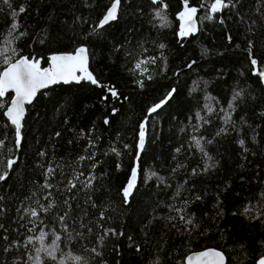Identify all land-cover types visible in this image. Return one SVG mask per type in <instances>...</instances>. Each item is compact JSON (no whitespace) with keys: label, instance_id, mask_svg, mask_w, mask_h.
I'll list each match as a JSON object with an SVG mask.
<instances>
[{"label":"trees","instance_id":"1","mask_svg":"<svg viewBox=\"0 0 264 264\" xmlns=\"http://www.w3.org/2000/svg\"><path fill=\"white\" fill-rule=\"evenodd\" d=\"M112 1L0 0V72L21 56L45 66L82 46L100 85L38 92L19 146L4 116L12 94L0 97V264H183L206 247L225 264H253L264 255V0H232L214 15V0H121L117 18L96 29ZM184 7L197 9V29L181 36Z\"/></svg>","mask_w":264,"mask_h":264},{"label":"snow or ice","instance_id":"2","mask_svg":"<svg viewBox=\"0 0 264 264\" xmlns=\"http://www.w3.org/2000/svg\"><path fill=\"white\" fill-rule=\"evenodd\" d=\"M121 0H113L111 3V6L108 8L106 14L102 17L99 24L96 25V29L104 27L105 24H108L110 21H113L117 18V11L119 8ZM153 3H157L158 0H152ZM4 4H9V0H3ZM10 6V4H9ZM229 6H235L232 4V0H214V2L211 4L209 11L214 15L217 12L222 11L224 8H228ZM166 7V5H165ZM19 13H24L25 8L20 7ZM196 8H186L185 12L180 13V19H185L187 17L189 20H191V17L196 13ZM15 14V13H14ZM213 15H209L207 18L212 19ZM157 16H160V12H157ZM223 22V21H221ZM18 25L16 23H13L11 28L13 31L17 29ZM94 29V31L96 30ZM11 34V33H10ZM25 33L21 32L19 33V36H23ZM181 36L185 35V31L182 28L181 29ZM18 38V37H17ZM229 39H231L229 37ZM251 42L249 43V47L251 48ZM161 48L164 47V45H160ZM251 58V53H250ZM51 61V68L48 69H41L39 67L38 61L30 60L26 57H21L19 60H17L15 63H11L9 67L0 74V97H4L5 94L12 90L15 92V97L11 101V106L7 108L6 116L8 120L11 122L12 125L15 126V136H16V145L19 146L20 139H21V119L23 117L24 108L23 105L25 103H31L32 99L35 97L36 92L40 88H46L49 84H55L59 81H63L64 83H68L69 80H75V82L80 83L82 80H86L90 82L93 85L100 86L98 81L92 76L91 73H88L87 71V49L85 47H80L76 50L74 55H52L50 57ZM7 62V61H6ZM154 63V60L152 61ZM148 63V61H140L136 64V68L140 69L141 64ZM252 65H256L257 61L255 59H251ZM79 71L82 73V75L77 76L76 72ZM146 71V69H145ZM261 76V79L264 80V72L259 73ZM141 86H142V82ZM111 92V95L113 97H117V92L115 90L109 89ZM174 91V90H173ZM169 97L172 95V93L168 94ZM236 96L239 97L240 93L237 92ZM164 103L162 101L160 104H156L154 107H152L149 110V113H154L161 107V105ZM231 107V105H229ZM116 109H113V114H115ZM105 124H108L109 121L106 118L104 121ZM224 129H221V132H223ZM220 133H217L219 135ZM59 135V134H57ZM144 138H145V125L144 123L140 124V131H139V148L142 150L144 147ZM212 141H208V143H211ZM2 143V142H0ZM240 144L243 146L244 141H240ZM197 147H200V141H196ZM203 151V148L200 149ZM179 151V149H177ZM205 155H207L205 153ZM81 160L85 159V157H80ZM137 159H139V155L137 156ZM13 161H8L9 168L11 167ZM207 165L205 166V170H207ZM52 172V169H48V173L50 174ZM83 175V173H81ZM155 175V173H153ZM6 178L5 175H0V181L4 180ZM137 178V168L133 167L131 172V177L127 183V186L123 189V196L125 200L130 195L131 189L134 187V183ZM79 179V177H77ZM69 185L74 188L76 187L75 184L72 183V181H69ZM45 188H50L51 185L45 184ZM85 187H91V182L85 184ZM53 203H49L47 207L43 208L42 210L44 212H48L49 209L53 208ZM245 212L248 211L247 208L244 210ZM26 215H30L31 217L37 216V211L35 209L26 210ZM23 218V217H22ZM103 214H101V219H103ZM181 219H184V217H181ZM64 216L59 217V221L63 224L64 223ZM187 223H191V221H187ZM33 229H29V231H32ZM91 231V230H89ZM109 231H105L104 235H108ZM112 234H115L114 231H112ZM45 234L41 232V235L37 238L40 240L41 244H43ZM56 240L60 239V236L57 235ZM103 241V237H101V242ZM27 243L31 244L33 243V239L29 237L27 239ZM53 244H55V240L53 241ZM39 251V250H38ZM92 252L95 253V255L100 256L101 253L96 249L93 248ZM48 255L54 260L56 259L53 252L49 251ZM204 256L213 255L215 257H218L221 264H223V256L219 252H213V253H204ZM76 261H80L81 257L77 256L74 258ZM37 264H39V257H37ZM258 264H264V258H261L258 261Z\"/></svg>","mask_w":264,"mask_h":264},{"label":"water","instance_id":"3","mask_svg":"<svg viewBox=\"0 0 264 264\" xmlns=\"http://www.w3.org/2000/svg\"><path fill=\"white\" fill-rule=\"evenodd\" d=\"M112 2H113V1H112ZM112 2H111V3H112ZM110 6H111V4L108 6V8H109ZM108 8H107L106 11L104 12V14L101 16V18L98 20L97 24H99V22H100V20L102 19V17L106 14ZM117 14H118V11H117ZM113 21H114V20H113ZM113 21H110V22H113ZM110 22H109V23H110ZM109 23H108V24H109ZM97 24H96V25H97ZM105 25H106V24H105ZM179 26H180L181 29L183 28L184 31H185L186 33H195V32H196V29H197V24H196V13L191 17V20H189L188 18H185V19H183V20H180V21H179ZM80 47H82V46L77 47L73 52H57V53H53L52 55H74L75 52H76V50H77L78 48H80ZM52 55H50V57H51ZM21 57H24V56H21ZM21 57H18V58H16L15 60H13V61L9 62L8 64H6V65L3 67V69L1 70L0 74H2V72H3L4 70H6V69L9 67V65H10L11 63H15V62H16L17 60H19ZM50 57H49V59H48L47 65H45V66H41L40 63H39V67H40L42 70H43V69L51 68L52 65H51ZM87 57H88V55H87ZM30 60H31V59H30ZM33 61H34V60H33ZM35 61H37V60H35ZM38 62H39V61H38ZM87 66H88V61H87ZM87 68H88V67H87ZM87 71H88V69H87ZM255 72H256V71H254V73H255ZM88 73H89V72H88ZM76 75L79 76V75H82V73H80L79 71H77V72H76ZM260 82H261L262 86L264 87V80H262V79L260 78ZM60 83H62V84H67V83H64L62 80L59 81V82H57V83H55V84H60ZM68 83H76V82H75V80H71V79H70ZM55 84H49L46 88H40V89L36 92V94H37L38 92L42 91V90H45V89H47V88H49V87L55 85ZM8 92H11L12 95H11V98H10V100H9V102H8V105L6 106V108H5V110H4V116H5L6 118H7V116H6L7 108L11 106V101H12V99L15 97V92H14V91L9 90ZM110 93H111V92H110ZM35 96H36V95H35ZM166 97H169V95H167ZM34 98H35V97H34ZM34 98H33V99H34ZM33 99H32V101H33ZM28 104H30V103H25V104L23 105L24 112H23V117H22V119H21V126H22V120H23V118H24V114H25V107H26ZM7 120H8V118H7ZM8 121H9V120H8ZM9 123L11 124L10 121H9ZM142 123H144V122H142ZM13 127H14V129H15V126H14V125H13ZM139 131H140V129H139ZM139 131H138L137 142H136V157H135V161L137 160V156H138L139 153L141 152V149L139 148ZM134 167H135V166H134ZM132 169H133V168H132ZM131 172H132V170H131ZM131 172H130L128 178H127V182L125 183L124 188L127 186V183H128V181H129V179H130V177H131ZM135 182H136V181H135ZM134 186H135V183H134ZM133 189H134V187L131 189V191H130V195H131ZM130 195H129V196H130ZM213 252H219V253L223 256V258H224V260H223V264H225V261H226L225 255L223 254V252H222L221 250L216 249V248H214V247H206V248H203V249H200V250H194V251L188 252V253L185 254V256L183 257V264H221V262H220V260H219L218 257H215V256H213V255H208V256H204V255H203L204 253H213ZM261 258H264V255L259 256V257L254 261L253 264H258V261H259Z\"/></svg>","mask_w":264,"mask_h":264},{"label":"rangeland","instance_id":"4","mask_svg":"<svg viewBox=\"0 0 264 264\" xmlns=\"http://www.w3.org/2000/svg\"><path fill=\"white\" fill-rule=\"evenodd\" d=\"M186 8H188V7H184L182 10H181V12H185L186 11ZM180 12V13H181ZM180 13H179V19H180ZM185 18H187V17H185ZM180 20H182V19H180ZM179 20V21H180ZM45 245H48V244H45ZM49 251L51 250V247L49 246L48 248H47Z\"/></svg>","mask_w":264,"mask_h":264}]
</instances>
